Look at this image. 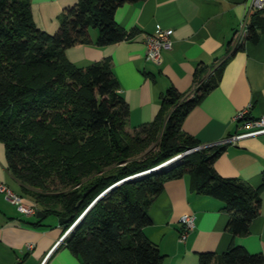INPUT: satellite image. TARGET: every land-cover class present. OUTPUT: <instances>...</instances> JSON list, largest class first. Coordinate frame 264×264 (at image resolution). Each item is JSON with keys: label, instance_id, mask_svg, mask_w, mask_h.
I'll list each match as a JSON object with an SVG mask.
<instances>
[{"label": "trees", "instance_id": "trees-1", "mask_svg": "<svg viewBox=\"0 0 264 264\" xmlns=\"http://www.w3.org/2000/svg\"><path fill=\"white\" fill-rule=\"evenodd\" d=\"M136 1L77 0L62 9L56 31L48 33L35 25L29 0H0V141L7 168L20 194L38 209L70 217L63 231L86 209L62 241L82 264H160L157 244L143 231L151 223L147 209L165 180L184 174L195 192L222 200L233 236L246 234L259 213L264 180L253 188L214 168L226 144L196 148L139 174L201 144L181 124L218 85L224 61L199 63L188 91L169 87L155 118L129 128V106L111 59L76 66L67 58L65 50L75 44L131 38L133 31L119 25L114 13ZM250 15L247 38L255 40L264 13ZM198 261L262 264L264 255L232 243L222 253L199 252Z\"/></svg>", "mask_w": 264, "mask_h": 264}, {"label": "crops", "instance_id": "crops-1", "mask_svg": "<svg viewBox=\"0 0 264 264\" xmlns=\"http://www.w3.org/2000/svg\"><path fill=\"white\" fill-rule=\"evenodd\" d=\"M29 1L35 25L53 33L62 9L77 0ZM249 4L250 0L123 3L116 8L114 18L124 29L133 31L131 38L104 46L75 44L65 53L76 66L111 59L119 92L129 106V128L155 118L160 98L169 87L188 91L199 63L224 61L218 85L187 113L181 124V129L201 144L217 142L243 131L233 120L239 109L249 105V118L264 117V26L255 27V40L247 38L252 21ZM242 20L246 29L240 27ZM162 29H172L173 42L170 49L163 50L162 61L157 64L145 56V37ZM90 35L95 38V29L90 30ZM238 45L240 48L232 51ZM213 165L222 176L260 187L264 180V131L226 145ZM0 181L21 193L19 182L7 168L2 141ZM260 197L259 213L250 221L248 232L233 236L226 229L229 213L222 200L195 192L190 175L184 174L164 181L147 209L151 223L143 231L157 244L162 254L160 264H199V252L222 253L232 243L264 255V187ZM184 213L193 215L195 226L181 241L179 218ZM62 234L59 216L22 213L0 192V264H82L64 243L52 249ZM27 243L33 246L28 248Z\"/></svg>", "mask_w": 264, "mask_h": 264}, {"label": "built area", "instance_id": "built-area-1", "mask_svg": "<svg viewBox=\"0 0 264 264\" xmlns=\"http://www.w3.org/2000/svg\"><path fill=\"white\" fill-rule=\"evenodd\" d=\"M248 10L249 12L260 11L264 13V0H250ZM240 27L246 29L245 20L241 21ZM172 42H173L172 29H162L154 35L153 34L146 35L145 37L146 58L153 61L154 63L159 64L162 61L163 50L170 49L172 47ZM248 111H249V105L239 109L233 116V120L239 123L240 129H242L243 131L234 134H229L217 142L203 143L195 146L194 148L187 149L181 153L174 155L173 157L167 159L166 161L160 163L159 165H156L151 169L145 170L139 174L148 173L152 170L160 169L196 148L211 146L215 144H226V145L234 144L241 137L257 134L264 131V117H259L256 119L249 118ZM0 192L3 193V195L7 200L15 204L17 209L22 213L35 214L36 211L38 210L37 204L35 202L25 199V197L22 194L14 191L12 188H10L2 181H0ZM85 210L65 229V231H63L61 238L55 243L52 249H54L58 244L62 243L64 237L74 228V226L77 224L79 219L84 214ZM179 221L182 225L179 239L181 241H184L189 231L192 230L195 226L194 217L191 213H184L179 218ZM32 246H33L32 243H27L28 248H31Z\"/></svg>", "mask_w": 264, "mask_h": 264}, {"label": "water", "instance_id": "water-1", "mask_svg": "<svg viewBox=\"0 0 264 264\" xmlns=\"http://www.w3.org/2000/svg\"><path fill=\"white\" fill-rule=\"evenodd\" d=\"M164 165V164H162ZM161 166V165H160ZM132 177V176H131ZM130 178V177H129ZM45 215V212H43L42 210L38 209L35 213L36 217H43ZM70 217H59V223L63 224L65 222H67L69 220Z\"/></svg>", "mask_w": 264, "mask_h": 264}, {"label": "rangeland", "instance_id": "rangeland-1", "mask_svg": "<svg viewBox=\"0 0 264 264\" xmlns=\"http://www.w3.org/2000/svg\"><path fill=\"white\" fill-rule=\"evenodd\" d=\"M10 188H11V187H10ZM13 190L16 191L14 187H13Z\"/></svg>", "mask_w": 264, "mask_h": 264}]
</instances>
